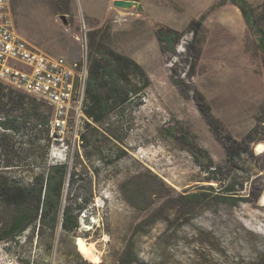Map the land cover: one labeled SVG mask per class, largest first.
<instances>
[{
    "label": "rangeland",
    "instance_id": "obj_1",
    "mask_svg": "<svg viewBox=\"0 0 264 264\" xmlns=\"http://www.w3.org/2000/svg\"><path fill=\"white\" fill-rule=\"evenodd\" d=\"M11 1L15 29L42 51L68 58L80 71L88 69L95 38L134 58L152 80L138 102L112 114L107 123L112 133L95 123L101 133L93 145L84 146L85 141L72 155L54 158L52 164L64 163L70 172H78L75 181L67 177L64 203L85 197L90 202L80 212L76 236H63L59 226L53 264L61 263L74 244L89 261L118 264L131 238L137 264H264V51L232 1L161 0L165 6H159L158 0H150V11L138 10L143 8L139 2L121 8L112 0ZM204 14L191 43L189 24ZM162 25L183 31L176 54L162 50L156 35ZM198 92L209 105L206 116L199 109ZM214 131L247 142L248 151L240 153L237 163L242 166L249 156L253 172L235 168L243 180L236 186L244 197L239 204L221 202L211 193L197 207L184 195L212 191L205 186L210 182L201 180L210 164L201 152L196 157L192 151L207 150L221 165L227 159ZM111 145L127 154L107 164L103 154ZM139 150L144 157H136ZM4 171L27 180L39 167ZM152 174L164 186H151L147 179L144 183ZM9 213L0 205V221ZM145 217H155L152 228L138 226ZM44 245L35 239L20 250H30L39 259Z\"/></svg>",
    "mask_w": 264,
    "mask_h": 264
},
{
    "label": "trees",
    "instance_id": "obj_2",
    "mask_svg": "<svg viewBox=\"0 0 264 264\" xmlns=\"http://www.w3.org/2000/svg\"><path fill=\"white\" fill-rule=\"evenodd\" d=\"M231 1L239 6L249 29L264 51V0L257 4L251 0ZM205 15L189 24L193 33L191 43H194L202 28ZM156 35L165 53H177V45L183 37V31L162 25L156 29ZM90 47L84 102V113L89 120L85 118L83 124L93 132L83 131V142L86 141L84 146L93 145L92 139L101 133L96 125L94 126L95 123L107 126L113 113L121 112L128 104L138 102L143 92L152 84L144 66L131 56L115 51L95 38H91ZM175 84H178V81H175ZM196 96L199 109L206 116L209 113V105L201 93H196ZM52 115L53 106L46 100L0 81V205L4 212L10 211V217L0 221V241L7 242L6 250L16 254L23 264H53L54 242L59 226L63 236H76L80 227V212L82 210L85 212L90 202L88 197L78 203L63 201L67 177L71 175L75 181L78 172L75 170L70 172L64 163L47 164L52 140L50 136ZM110 126L111 124L107 128L112 133ZM256 130L255 127L252 132ZM214 132L217 137L220 136L217 131ZM117 138L122 140L121 136L117 135ZM219 140L227 155L224 165L217 164L207 150L192 151L196 157L198 156L196 151L201 152L210 164L208 175L201 180L210 182L205 186L212 191L184 195L189 203L197 207L202 206L211 193H214V197L221 202L239 204L244 197L238 195L236 186L239 182L243 184V180L234 172L235 168L240 167L246 172H253L254 165L249 156L242 160V166L237 163L240 153L248 151L249 147L245 140L238 141L231 136H220ZM125 154H127L125 149H116L111 145L104 151L103 159L107 164H112ZM31 165L38 166L39 171L33 173L27 180L23 175L18 178L10 177L8 171H4L13 167L30 168ZM143 176L141 173L137 178ZM146 179L151 186L156 183L163 186L165 184L156 174L145 178L144 183H147ZM154 218L145 217L138 226L148 224L149 228H152L156 223ZM35 239L39 244L45 243L41 259L32 257L30 250H20V247L30 245ZM133 241L131 238L126 243L118 256V264L139 262L138 254L132 247ZM24 252L29 255L24 256ZM59 262H61L59 264H107L104 261L94 263L87 260L75 244Z\"/></svg>",
    "mask_w": 264,
    "mask_h": 264
},
{
    "label": "built area",
    "instance_id": "obj_3",
    "mask_svg": "<svg viewBox=\"0 0 264 264\" xmlns=\"http://www.w3.org/2000/svg\"><path fill=\"white\" fill-rule=\"evenodd\" d=\"M11 0H0V81L22 89L53 106L50 121L49 164L72 155L83 142L87 69L61 55L42 51L14 27ZM136 157L145 155L137 151ZM0 241V264H23Z\"/></svg>",
    "mask_w": 264,
    "mask_h": 264
},
{
    "label": "water",
    "instance_id": "obj_4",
    "mask_svg": "<svg viewBox=\"0 0 264 264\" xmlns=\"http://www.w3.org/2000/svg\"><path fill=\"white\" fill-rule=\"evenodd\" d=\"M138 1L137 0H114L113 1V4L117 7H121V8H128V7H131L132 5L134 4H137ZM140 5L142 6V4L140 3ZM138 7V6H137ZM139 10L140 9V6L138 7ZM61 19L63 20V23L66 25V26H70L71 25V22L68 20L67 18V15L66 14H62L61 16ZM261 145L262 144H259L257 146V149L261 148Z\"/></svg>",
    "mask_w": 264,
    "mask_h": 264
},
{
    "label": "crops",
    "instance_id": "obj_5",
    "mask_svg": "<svg viewBox=\"0 0 264 264\" xmlns=\"http://www.w3.org/2000/svg\"><path fill=\"white\" fill-rule=\"evenodd\" d=\"M112 1H114V0H112ZM109 2V0L107 1V3ZM139 3H141L142 5H143V8L141 9V11L142 10H144V9H148L149 11L151 10V8H152V4L154 3H152L150 0H139L138 1ZM157 4L160 6V5H164L165 6V4H164V2H162L161 0H158L157 1ZM233 6H235L238 10H240V8H239V6L236 4V3H234V2H232L231 3ZM168 5V4H167ZM132 7V6H131ZM137 9H138V7H137ZM139 10V9H138ZM241 11V10H240Z\"/></svg>",
    "mask_w": 264,
    "mask_h": 264
},
{
    "label": "bare ground",
    "instance_id": "obj_6",
    "mask_svg": "<svg viewBox=\"0 0 264 264\" xmlns=\"http://www.w3.org/2000/svg\"><path fill=\"white\" fill-rule=\"evenodd\" d=\"M264 146V145H263ZM262 147V146H261Z\"/></svg>",
    "mask_w": 264,
    "mask_h": 264
}]
</instances>
